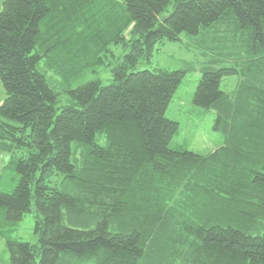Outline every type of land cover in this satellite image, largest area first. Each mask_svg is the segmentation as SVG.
Instances as JSON below:
<instances>
[{"label": "trees", "instance_id": "1", "mask_svg": "<svg viewBox=\"0 0 264 264\" xmlns=\"http://www.w3.org/2000/svg\"><path fill=\"white\" fill-rule=\"evenodd\" d=\"M182 34L222 137L204 153L172 148L165 116L194 63L138 68ZM99 38L125 48L107 84L84 76ZM0 82V144L18 151L0 210L37 235L6 240L7 264H264V0H3Z\"/></svg>", "mask_w": 264, "mask_h": 264}, {"label": "rangeland", "instance_id": "2", "mask_svg": "<svg viewBox=\"0 0 264 264\" xmlns=\"http://www.w3.org/2000/svg\"><path fill=\"white\" fill-rule=\"evenodd\" d=\"M63 7L64 5L61 8ZM172 7L173 3L167 7L166 13ZM95 13H98L96 9L93 10V14ZM98 17L94 18H98V21L100 19L105 20L103 14L98 15ZM77 20L73 26L82 27L76 29L75 26V31L73 32L75 37L80 35L87 37L89 28L86 30L84 25H80L82 18ZM98 42L99 44L96 45L99 49L96 55L99 60L92 63V67L84 76L86 80L100 78L103 84H107L111 80V63L123 54L125 48L120 42L115 43L114 39L104 41L99 38ZM93 60H95L94 56H92L90 62ZM149 60L150 62L142 61L138 68L176 70L183 68L186 62H193L196 67L195 70L186 72L165 111V116L177 121L179 125V132L172 138L170 146L177 150L188 149L204 153L220 145L222 137L217 130H214V112L212 110H203L192 102L194 90L201 76L199 66L203 60L200 50L193 43V40L182 34L179 41H164L154 47ZM99 61L102 63H99ZM108 62L109 64L107 65L106 63ZM238 77V75L225 76L221 80L220 88L225 91L232 89ZM60 97L63 102L67 96L63 93ZM3 98L4 89L0 82V102ZM17 156L18 151L15 148L10 151L5 150L0 144V191H11L17 182L18 175L15 172L13 163ZM34 228L35 219L32 213H26L17 222H8L3 218V211L0 210V264H7L9 257V253L6 250V240L21 239L34 244L37 242Z\"/></svg>", "mask_w": 264, "mask_h": 264}, {"label": "crops", "instance_id": "3", "mask_svg": "<svg viewBox=\"0 0 264 264\" xmlns=\"http://www.w3.org/2000/svg\"><path fill=\"white\" fill-rule=\"evenodd\" d=\"M2 2H3V0L1 1V5H2Z\"/></svg>", "mask_w": 264, "mask_h": 264}]
</instances>
